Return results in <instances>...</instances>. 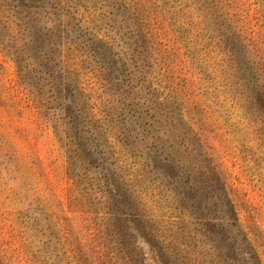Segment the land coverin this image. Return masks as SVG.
Listing matches in <instances>:
<instances>
[{
	"label": "rangeland",
	"instance_id": "rangeland-1",
	"mask_svg": "<svg viewBox=\"0 0 264 264\" xmlns=\"http://www.w3.org/2000/svg\"><path fill=\"white\" fill-rule=\"evenodd\" d=\"M0 261L264 264V0H0Z\"/></svg>",
	"mask_w": 264,
	"mask_h": 264
},
{
	"label": "trees",
	"instance_id": "trees-1",
	"mask_svg": "<svg viewBox=\"0 0 264 264\" xmlns=\"http://www.w3.org/2000/svg\"><path fill=\"white\" fill-rule=\"evenodd\" d=\"M71 114H73V111L70 112ZM82 151L85 150V148L83 147L82 143H80V146H78ZM106 181H107V185L109 188H112V190L114 192H118L120 191L119 185H117V182L115 180L112 179H107L106 177ZM134 222L136 223V228H138V231L142 233V235L145 237V240L147 242V244L150 245L151 249H154L157 251H159L161 248L160 243L157 241V239L150 233V231H147L145 226H142L141 223L143 222L141 220V218L138 217H134ZM213 219H208L207 221V225L210 226V229H207L208 231H212L213 232V227H215L217 225V223H219L218 221L213 222ZM208 226H206L208 228ZM0 264H4L0 261Z\"/></svg>",
	"mask_w": 264,
	"mask_h": 264
}]
</instances>
